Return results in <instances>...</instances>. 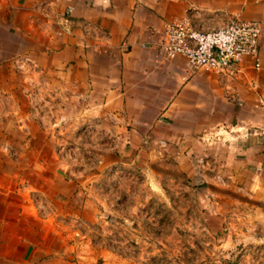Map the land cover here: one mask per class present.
<instances>
[{
  "label": "crops",
  "instance_id": "1",
  "mask_svg": "<svg viewBox=\"0 0 264 264\" xmlns=\"http://www.w3.org/2000/svg\"><path fill=\"white\" fill-rule=\"evenodd\" d=\"M187 15L204 30L232 16L259 22L257 59L225 77L163 58L165 25ZM42 101L49 110L36 108ZM41 114L61 117L67 139L54 142L57 128L39 124ZM69 133L105 152L91 178L79 169L78 178L95 187L102 165L140 168L158 196L167 180L192 191L207 233L264 243V0H0V207L9 213L0 217V264H82L65 226L69 174L26 157L48 143L63 148ZM39 180L56 187L41 190Z\"/></svg>",
  "mask_w": 264,
  "mask_h": 264
},
{
  "label": "rangeland",
  "instance_id": "2",
  "mask_svg": "<svg viewBox=\"0 0 264 264\" xmlns=\"http://www.w3.org/2000/svg\"><path fill=\"white\" fill-rule=\"evenodd\" d=\"M48 107L44 101L36 104L38 109L49 110ZM56 119L50 121L49 116L43 114L37 118L39 124L49 127V123H53L57 128L52 138L54 142L61 137L67 139L64 131L58 132L67 125L61 117ZM69 134L70 143L63 148L54 142L49 147L48 143L36 152L27 153L26 157L43 156L50 162L48 173L64 171L69 174L72 182L67 191L70 195L68 206L63 210L67 216L65 226L69 227L68 240L74 253L80 255L76 258L82 264H264V243L258 240H223L225 235L220 232L207 233L201 227L204 220L195 194L169 185V180L163 182L164 196H158L146 187L142 170L131 165H102V180L96 182L95 187L92 179L78 178V169L82 176L91 178L97 171L94 158L105 152L89 147L78 133ZM49 138V133L44 132L43 144ZM38 182L41 190L56 187L45 180ZM77 188L85 190L86 200L77 195ZM97 195L102 200V214L100 220L94 221L90 214L93 201L98 205ZM9 196L10 209H14L17 198ZM4 198L0 195V205ZM87 201L91 204L87 205L85 214H77ZM49 204L57 209L61 202L49 200ZM3 215L9 213H3L0 207V217ZM3 228L9 233L12 231L8 226L3 225ZM224 233L229 235L230 232L225 230ZM7 247L13 250V240Z\"/></svg>",
  "mask_w": 264,
  "mask_h": 264
},
{
  "label": "built area",
  "instance_id": "3",
  "mask_svg": "<svg viewBox=\"0 0 264 264\" xmlns=\"http://www.w3.org/2000/svg\"><path fill=\"white\" fill-rule=\"evenodd\" d=\"M262 31L259 22L243 21L237 16L204 30L187 15L165 25L158 52L167 60L185 58L192 70L233 77L243 60L257 59ZM254 68H259L258 62Z\"/></svg>",
  "mask_w": 264,
  "mask_h": 264
}]
</instances>
